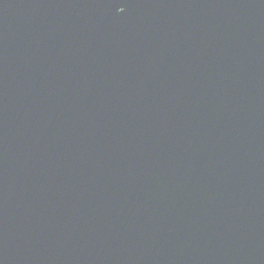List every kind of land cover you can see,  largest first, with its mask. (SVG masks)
I'll use <instances>...</instances> for the list:
<instances>
[{"label":"water","instance_id":"obj_1","mask_svg":"<svg viewBox=\"0 0 264 264\" xmlns=\"http://www.w3.org/2000/svg\"><path fill=\"white\" fill-rule=\"evenodd\" d=\"M0 264H264V0H0Z\"/></svg>","mask_w":264,"mask_h":264},{"label":"snow or ice","instance_id":"obj_2","mask_svg":"<svg viewBox=\"0 0 264 264\" xmlns=\"http://www.w3.org/2000/svg\"><path fill=\"white\" fill-rule=\"evenodd\" d=\"M120 11H121V12H123V11H124V9H123V8H120Z\"/></svg>","mask_w":264,"mask_h":264}]
</instances>
